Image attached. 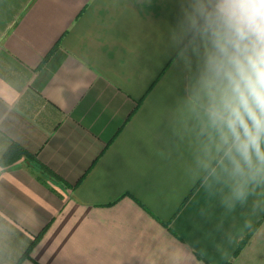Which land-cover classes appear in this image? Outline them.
<instances>
[{
  "label": "crops",
  "instance_id": "obj_1",
  "mask_svg": "<svg viewBox=\"0 0 264 264\" xmlns=\"http://www.w3.org/2000/svg\"><path fill=\"white\" fill-rule=\"evenodd\" d=\"M185 3L0 0V157L24 150L0 264H264V186L230 199Z\"/></svg>",
  "mask_w": 264,
  "mask_h": 264
},
{
  "label": "clouds",
  "instance_id": "obj_2",
  "mask_svg": "<svg viewBox=\"0 0 264 264\" xmlns=\"http://www.w3.org/2000/svg\"><path fill=\"white\" fill-rule=\"evenodd\" d=\"M204 45L205 131L222 157L230 199L264 186V0H186Z\"/></svg>",
  "mask_w": 264,
  "mask_h": 264
},
{
  "label": "trees",
  "instance_id": "obj_3",
  "mask_svg": "<svg viewBox=\"0 0 264 264\" xmlns=\"http://www.w3.org/2000/svg\"><path fill=\"white\" fill-rule=\"evenodd\" d=\"M24 150H21L19 147L17 146H11L9 147L0 157V164L2 165H6L8 163H11L13 160H15L16 158H18V156L20 155V153ZM36 238L29 244V246L25 249V251L23 252V254L21 255L20 258L26 256L31 248V246L33 245V243L35 242Z\"/></svg>",
  "mask_w": 264,
  "mask_h": 264
}]
</instances>
